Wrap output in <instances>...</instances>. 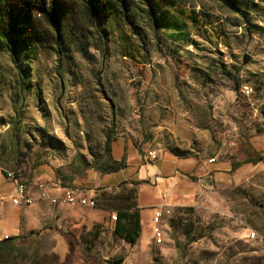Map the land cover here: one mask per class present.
Here are the masks:
<instances>
[{"label": "rangeland", "instance_id": "rangeland-1", "mask_svg": "<svg viewBox=\"0 0 264 264\" xmlns=\"http://www.w3.org/2000/svg\"><path fill=\"white\" fill-rule=\"evenodd\" d=\"M90 1L0 3V179L15 172L62 222L19 236L36 235L19 264H62L55 234L71 248L63 264L126 259L142 236L125 242L120 215L139 213L152 183L138 174L160 162L179 166L195 201L163 208L162 238L154 228L134 264H264V0H99L98 20ZM40 184L97 206H55Z\"/></svg>", "mask_w": 264, "mask_h": 264}, {"label": "crops", "instance_id": "crops-1", "mask_svg": "<svg viewBox=\"0 0 264 264\" xmlns=\"http://www.w3.org/2000/svg\"><path fill=\"white\" fill-rule=\"evenodd\" d=\"M151 167L150 172L146 171L147 175L142 174V172L138 174L140 182L149 181L152 183V185L148 183L142 185L137 202L140 224L145 229L141 233L142 245L131 247L132 249L124 261L125 264H134L135 253L147 252V244L155 228L154 218L157 210L165 207L174 209L175 207L190 206L195 201L192 185L182 179L181 169L175 162H160ZM112 174L114 173L105 174V176ZM102 185L106 188L118 186L108 182L106 185L103 183ZM13 189V185L0 179V243L44 229V226L51 219H56L58 225L62 224L60 217L46 218L43 210L36 206H15L11 198ZM7 206L9 207L8 211H6ZM148 228L151 230L150 233H148ZM54 239L53 243L48 245V250L59 256L60 260L64 262L71 255L69 242L61 234H55Z\"/></svg>", "mask_w": 264, "mask_h": 264}, {"label": "built area", "instance_id": "built-area-1", "mask_svg": "<svg viewBox=\"0 0 264 264\" xmlns=\"http://www.w3.org/2000/svg\"><path fill=\"white\" fill-rule=\"evenodd\" d=\"M247 93H250L248 90ZM149 157L151 159H157L156 152H150ZM214 163L215 160L210 161ZM7 179L11 180L14 185V192L12 194V202L15 206H32L34 204V199L28 193L27 186L20 182L18 176L15 172H6ZM39 191L41 193V198L50 201L53 205H66V206H83L95 208L97 206L96 199L92 196H87L78 192L77 190L70 188H62L59 184H53L49 186L47 184H40ZM59 194V195H58ZM163 217V208L157 210L154 221H155V237L159 240L162 238V233L158 227ZM117 220V216L114 217ZM252 239H259V236L255 232L251 234ZM263 242V239H261Z\"/></svg>", "mask_w": 264, "mask_h": 264}, {"label": "trees", "instance_id": "trees-1", "mask_svg": "<svg viewBox=\"0 0 264 264\" xmlns=\"http://www.w3.org/2000/svg\"><path fill=\"white\" fill-rule=\"evenodd\" d=\"M5 0H1L0 3H4ZM106 4H111L112 7L117 6L119 3L123 4L125 6V0H104ZM90 7L93 10L96 19L98 20L99 17H101V8L99 6V0H91L90 2ZM105 7V6H103ZM5 33L0 31V49H5L7 43L4 42V40L1 39V37H4ZM21 56H17V60H16V65L21 68L20 71L22 72V77L24 76L23 73H26V69H24L23 65L25 66V64L18 63V61H20ZM110 144L108 146H106L108 148V150H110ZM122 171V169H116L114 170V172L111 173H116ZM143 182H138V184H141ZM126 217H130V226H128L127 224H123L121 221L123 220V218ZM118 219V217H117ZM127 219V218H126ZM141 224H140V218H139V213H137L136 215H132V216H128V214H121L120 215V222L119 225L117 226V233L121 236L122 239L125 240V242L127 241L128 243L135 245L136 242L138 241L139 237L141 236ZM124 261H126L124 258H119L117 260H114L112 263L113 264H123Z\"/></svg>", "mask_w": 264, "mask_h": 264}, {"label": "water", "instance_id": "water-1", "mask_svg": "<svg viewBox=\"0 0 264 264\" xmlns=\"http://www.w3.org/2000/svg\"><path fill=\"white\" fill-rule=\"evenodd\" d=\"M35 236H31L30 238L27 237V239L25 238L24 240H26V241L29 240V241L24 243V244L21 243V240H23V239H21L19 237L11 239V240H7L3 243H0V264H19L23 258L18 259V256L15 255L16 249L17 248L20 249L21 252L23 253V256L26 257L27 253H28L26 248H28L30 245L35 244V242L31 241L32 237H35ZM34 247H36V246H34ZM36 252H37V250L35 248L34 250H32L30 257L32 255H35ZM49 252L52 253L56 258H58L60 260L59 256H57L56 254H54L51 251H49ZM9 258L11 259L10 262L8 261ZM62 261L60 260L59 262L63 264L65 261L64 262H62Z\"/></svg>", "mask_w": 264, "mask_h": 264}]
</instances>
